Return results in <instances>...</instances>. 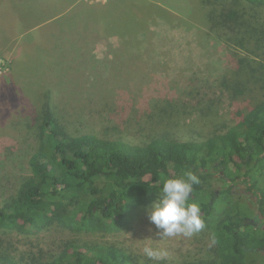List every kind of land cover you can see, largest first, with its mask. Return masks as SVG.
<instances>
[{"label":"rangeland","instance_id":"rangeland-1","mask_svg":"<svg viewBox=\"0 0 264 264\" xmlns=\"http://www.w3.org/2000/svg\"><path fill=\"white\" fill-rule=\"evenodd\" d=\"M65 23L73 25L64 32ZM232 71L229 50L210 31L199 0H0V201L14 189L35 147L21 129V118L38 99V87L53 88L72 130H107L109 137L141 145L163 134L202 137L234 124L238 110L264 100L261 92L234 99V91L221 84ZM258 178L264 186V174ZM227 184L235 189V199L248 193L243 184L226 182L216 172L213 188ZM258 195L249 196L253 215L264 198ZM153 203L136 208L130 225L121 230L79 233L57 223L33 224L22 232L0 230V239L15 256L57 253L78 238L114 244L137 258H147L145 246L166 248V262L203 258L214 242L212 228L161 239L149 220ZM259 224L264 228V218ZM255 257L264 263V254Z\"/></svg>","mask_w":264,"mask_h":264},{"label":"trees","instance_id":"trees-1","mask_svg":"<svg viewBox=\"0 0 264 264\" xmlns=\"http://www.w3.org/2000/svg\"><path fill=\"white\" fill-rule=\"evenodd\" d=\"M199 4L210 31L229 50L233 71L222 87L233 90L234 99L264 93V0ZM73 24L65 23L63 31ZM38 88V99L21 118V129L35 147L26 155L14 189L0 201V230L22 232L33 224L46 228L54 223L79 233L121 230L130 225L136 208L158 198L164 179L193 171L201 183L193 186L189 203L200 206L214 242L203 258L173 263L137 258L114 244L78 238L69 239L57 253L40 250L39 258L33 251L15 256L0 239V264H264L254 260L264 254V228L259 224L264 198L258 200L260 215L255 216L249 197L264 196L258 181L264 174V100L238 110L234 124H223L202 137L182 140L163 134L131 145L109 137L107 130H72L60 114L53 88ZM216 172L226 182L243 184L249 195L239 200L231 185L213 188Z\"/></svg>","mask_w":264,"mask_h":264},{"label":"clouds","instance_id":"clouds-1","mask_svg":"<svg viewBox=\"0 0 264 264\" xmlns=\"http://www.w3.org/2000/svg\"><path fill=\"white\" fill-rule=\"evenodd\" d=\"M200 183L199 176L193 171L184 172L178 178L163 180L158 198L149 210V220L157 229V237H191L203 230L205 223L200 206L189 203L193 186ZM143 253L148 259L157 262L169 257L166 248L145 246Z\"/></svg>","mask_w":264,"mask_h":264},{"label":"flooded vegetation","instance_id":"flooded-vegetation-1","mask_svg":"<svg viewBox=\"0 0 264 264\" xmlns=\"http://www.w3.org/2000/svg\"><path fill=\"white\" fill-rule=\"evenodd\" d=\"M234 189V188H233ZM234 191H235V189H234ZM260 215V213H259V211H257V213L255 214V216H259ZM259 219H261L260 217H259ZM252 220H253V218H252ZM254 221V220H253Z\"/></svg>","mask_w":264,"mask_h":264}]
</instances>
